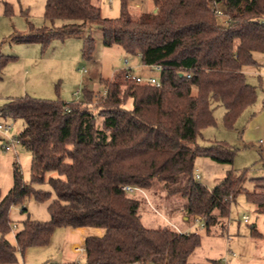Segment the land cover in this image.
<instances>
[{"label": "trees", "instance_id": "16d2710c", "mask_svg": "<svg viewBox=\"0 0 264 264\" xmlns=\"http://www.w3.org/2000/svg\"><path fill=\"white\" fill-rule=\"evenodd\" d=\"M130 1L119 0L118 14L108 17L92 0H44L42 15L50 26L13 36L43 50L53 38L87 29L80 53L89 60L93 26L104 46L117 44L142 64L157 65L158 84L125 78L119 68L110 78H99L100 91L83 85L76 99L21 94L0 104V117L21 118L16 136L30 157L28 179L12 160L11 185L0 195V264H17V250L46 245L57 226L102 229L84 237L81 264H222L219 258L188 262L200 244L199 231H183L168 221L145 226L138 198L123 185L156 184L167 195L181 196V219L197 216L203 234L228 235L229 207L239 194L264 217V174L248 177L246 168H227L207 187L194 169L198 155L232 162L237 147L224 140L202 144L197 136L216 121L215 106L222 107L223 126L231 127L256 98L244 69L264 66L255 56L264 53V0H152L153 9L137 15L129 13ZM4 10L10 11L7 2ZM14 57L0 53V68ZM41 183L47 188L35 186ZM25 197L46 201L49 217L26 215L12 243L4 237L11 228L9 209ZM248 235L264 239L255 223Z\"/></svg>", "mask_w": 264, "mask_h": 264}, {"label": "rangeland", "instance_id": "374dc122", "mask_svg": "<svg viewBox=\"0 0 264 264\" xmlns=\"http://www.w3.org/2000/svg\"><path fill=\"white\" fill-rule=\"evenodd\" d=\"M92 1L99 5L102 16L114 17L118 14L119 0ZM4 2L10 5L9 12L4 10ZM43 2L44 0H0V53L15 56L6 61L0 68V104L9 96H17L23 93L47 98H60L65 101L76 99L75 97L80 94L83 85L91 88L94 92H98L102 89L99 76L110 77L119 68H124L123 59L126 57V53L117 44L104 46L101 42L100 30L93 26L89 30L94 39L93 52L89 60L84 59L80 53L81 36L88 32L87 29L83 30L82 34L68 35L63 39L53 38L43 50L40 49L37 42L15 41L14 35L38 31L45 27V24L49 27L48 21L42 15ZM151 9L152 0H131L128 5V11L131 15H137L142 10ZM218 18L220 21L225 20L223 13L218 14ZM255 56L264 63V53H256ZM126 58L129 60L128 64L132 66L133 71L140 73L139 75L158 74L155 67L142 65L135 56ZM254 68H247V80L256 86L255 101L242 110L231 127L220 125L219 128L216 126L208 127L202 132L205 134L197 136V140L203 144L215 140L214 137L218 138L216 137L219 133L217 131H226L231 135L226 137L228 143L237 147L231 163L216 161L205 155H198L195 158L194 169L199 173L198 180L207 187L217 182L227 168H246L248 177L264 174V167H262L258 155L263 154L262 143H259L260 146L255 143L258 137L249 138L247 141H244L242 137L243 123L249 119L251 114H257L258 110L264 107V89L261 90L258 75ZM263 81L262 77V85L264 84ZM221 109L220 105L213 109L218 121ZM259 117L260 119L264 118L262 114ZM0 120L11 121V132L13 133L18 132L22 127V120L18 117H0ZM202 135L203 138L201 139ZM0 136H2L1 133ZM260 137L263 138L262 135ZM13 159L19 163L23 179H28L30 159L28 151L20 143H15L13 147L8 149H3L0 146V195L11 185V162ZM246 184L248 187L251 186L249 181H246ZM35 186L47 188L45 183ZM132 195L139 200L138 212L145 226L156 227L168 221L178 226L186 224L189 228L198 230L201 236H205L197 216H193L188 221L181 219L182 214L179 208L183 202L181 196L177 194L167 195L156 184L148 189L134 190ZM21 206H25V210H20ZM242 213L248 216V221L242 220ZM26 215L31 218L47 219L49 213L46 209V201L40 202L32 197H25L21 204L10 207L11 228L4 234V237L10 242H14L13 231ZM250 223H255L257 229L264 232V217L257 215L252 209V204L246 202L239 194L236 201L229 207L228 235H219L218 238L214 239V244L220 248H223L229 240L233 241L236 254L229 264H261L260 258L264 257V253H262L260 246L255 249V257H253L254 254L248 253L249 250L246 247L251 241L257 240H251L250 235H248ZM65 229V226L55 228L44 248L27 246L22 252L17 250V264H43L46 261L66 262L72 260L73 256L76 257L75 261L82 262L84 257L81 252L71 253V250L69 251L68 240L65 239ZM70 241L74 245L79 243L78 237H71ZM206 242L208 240H203L202 245H199L197 250L192 253L195 260L202 259L204 250L210 249L207 248ZM216 246L213 252L217 250Z\"/></svg>", "mask_w": 264, "mask_h": 264}, {"label": "crops", "instance_id": "0c3cea01", "mask_svg": "<svg viewBox=\"0 0 264 264\" xmlns=\"http://www.w3.org/2000/svg\"><path fill=\"white\" fill-rule=\"evenodd\" d=\"M133 1V0H132ZM152 9H153V3H152ZM142 11H144V10H142ZM145 11H148V10H145ZM56 22V23H55ZM54 22V25L55 24H58V21H55ZM45 27H47V24H45L44 25ZM49 26H50V24H49ZM111 46V45H110ZM130 56H135L136 58H137V60L140 62V60H139V58H138V56H136V55H126V57H130ZM125 57V58H126ZM124 60V59H123ZM124 63V62H123ZM129 60H127V66H129L130 67V69H131V72L132 73H134V74H140V73H136V72H134L133 71V69H132V66H130L129 64ZM141 63V62H140ZM142 64V63H141ZM125 65V64H124ZM142 65H145V64H142ZM147 67L148 66H150V65H146ZM154 67V66H153ZM123 68V67H122ZM251 68H254V66L253 67H251ZM255 70V72L257 73V75H259V74H261L262 75V77H263V80H264V66L263 65H260V66H256L255 68H254ZM244 71H245V74H246V79H247V75H248V70H247V68L246 69H244ZM250 72V71H249ZM113 75V74H112ZM111 75V76H112ZM142 76H144V74H141ZM149 75H154V74H149ZM110 76V77H111ZM146 76H147V74H146ZM154 76H156V75H154ZM102 76H99V78H101ZM110 77H102V78H110ZM264 82V81H263ZM251 83V82H250ZM262 82L260 83V87H261V90L262 89H264V84L262 85ZM86 86V85H85ZM87 87V86H86ZM91 89V88H90ZM264 92V91H263ZM257 93V92H256ZM23 94H27V93H23ZM21 95V94H20ZM32 96H35V95H32ZM80 96V94L77 96V97H75V98H78ZM36 97H44V98H47V97H45V96H36ZM255 101V100H254ZM253 103V102H252ZM251 103V104H252ZM217 106H219V105H217ZM222 108V107H221ZM245 109V108H244ZM243 109V110H244ZM259 112L257 113V114H251V116H249V119L245 122V123H243V128H242V133H243V135H242V137H243V139H244V141H247V140H249V138H254V137H258L256 140V144L257 145H259V143H262V145H263V154H258L259 155V161H260V163H261V165H262V167H264V118L263 119H260V115L262 114L263 116H264V107H262V108H260L259 110H258ZM220 113V115H219V121L216 119V121L214 122V124H212V125H209V126H206V127H204V128H202L201 129V134H205V133H202V132H204L205 131V129L206 128H208V127H212V126H216V127H218L219 128V125L220 126H223V124H222V122H221V120H220V118H221V114H222V109H221V111L219 112ZM215 116V115H214ZM216 117V116H215ZM217 132H219L218 133V136H216V137H218V138H213V139H215V140H224V141H227V136H231L229 133H227L226 131H221V130H219V131H217ZM17 133V132H16ZM263 136V138L262 137H260V136ZM203 138V135H202V137H201V139ZM209 139V138H208ZM228 142V141H227ZM260 146V145H259ZM195 163V162H194ZM185 223V222H184ZM58 227H60V226H57V227H55V228H58ZM180 228H181V230H188L189 229V227H188V225H186V224H184V225H182V226H179ZM55 228H54V230H55ZM65 234H66V241L68 242L67 243V246H68V249H69V251L71 250V253H78V252H81L82 254H83V246H82V243H83V239H84V237L86 236V235H88V234H96V235H100L101 233H102V229L101 228H99V227H89V226H76V227H68V226H65ZM53 230V231H54ZM53 231H52V233H51V236H52V234H53ZM14 232V231H13ZM76 232H78L77 234H76ZM262 232V231H261ZM262 233H264V232H262ZM51 236H50V238H51ZM218 236L219 235H208V234H205V236H201L200 235V246L202 245V242H203V240H208V242H206V244H207V248L209 247L210 249H208V250H204V252L202 253V259H200V260H195L194 259V257H193V255H192V253L195 251V250H197V248L199 247V245L198 246H196L189 254H188V256H187V261L188 262H205L206 261V259L207 258H219L220 260H221V263L222 264H229L230 263V261H231V259H233L232 257L236 254V248L233 246V241H231V240H229V242H227L224 246H223V248L221 247L220 248V246H216L215 244H214V239H216V238H218ZM76 238V237H78V239H79V243L78 244H76V245H74L73 244V242H71L70 241V238ZM250 238H251V240L252 239H257V240H255L254 242L253 241H251L250 242V244H248L246 247L248 248V253L249 254H254L253 255V257H255L256 256V253H255V249L258 247V246H260V249H261V251H262V253H264V239L263 238H254V237H251L250 236ZM50 240V239H49ZM48 244V243H47ZM46 244V245H47ZM46 245H44V246H39L40 248H44ZM76 246H79V247H81V249L80 250H76L75 249V247ZM215 246H216V248H217V250L215 251V252H213L214 250H215ZM247 251V250H246ZM264 255V254H263ZM75 258L76 257H74L73 256V259L72 260H68L67 262H69V261H72V262H77V263H82L83 262V260H82V262H78V261H75ZM260 260H261V264H264V257L263 258H260ZM51 262H53V261H51ZM134 264H136V263H134Z\"/></svg>", "mask_w": 264, "mask_h": 264}, {"label": "built area", "instance_id": "2783aa9c", "mask_svg": "<svg viewBox=\"0 0 264 264\" xmlns=\"http://www.w3.org/2000/svg\"><path fill=\"white\" fill-rule=\"evenodd\" d=\"M214 11L216 14H221L222 10L218 6H214ZM124 77L133 79L138 82H146L149 84H158V79L154 75H147V76H141L139 74H134L131 72V69L129 66H127V60L124 59ZM156 69H158V66H154ZM12 131V122L6 121V120H0V133L2 136H0V146L3 149H8L9 147H13L15 143H19L18 137L16 136L17 133H13ZM198 174L196 173L195 176ZM122 188L126 191H134V190H140L138 187L132 186V185H123ZM242 218L245 220L247 216L245 214L242 215ZM76 250H80L81 247L76 246Z\"/></svg>", "mask_w": 264, "mask_h": 264}]
</instances>
